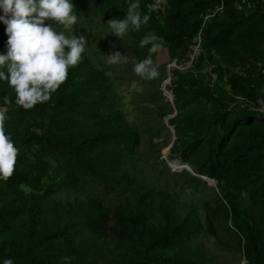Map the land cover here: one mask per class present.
Listing matches in <instances>:
<instances>
[{"label": "trees", "instance_id": "trees-1", "mask_svg": "<svg viewBox=\"0 0 264 264\" xmlns=\"http://www.w3.org/2000/svg\"><path fill=\"white\" fill-rule=\"evenodd\" d=\"M73 3L71 30L52 23L85 34L86 50L51 99L25 109L0 81L5 130L20 149L13 175L0 179V260L264 264V0H141L149 22L121 39L106 24L125 18L128 0ZM149 31L182 67L166 87L173 102L161 90V49L151 54L157 78L133 70L132 58L149 55L139 45ZM7 40L0 21V53ZM113 43L129 62H106ZM136 80L144 90L131 121L119 87ZM173 115L168 160L193 173L173 172L162 155L173 141H156ZM171 183L198 201L183 202Z\"/></svg>", "mask_w": 264, "mask_h": 264}, {"label": "clouds", "instance_id": "clouds-1", "mask_svg": "<svg viewBox=\"0 0 264 264\" xmlns=\"http://www.w3.org/2000/svg\"><path fill=\"white\" fill-rule=\"evenodd\" d=\"M124 19L107 21L111 33L120 39L130 29L139 30L150 20V14L142 12L141 0H128ZM159 7V3L153 5ZM0 21L6 25L8 36L6 52L0 53V81H7L16 93V103L25 109L49 101L52 94L67 80L69 69L76 66L86 50L87 36L69 33L78 22L73 0H0ZM51 21V23H45ZM53 21L65 30H57ZM165 38L155 31L147 32L139 41L147 47L149 55L132 58L133 70L144 79L160 75L151 54L157 53ZM106 62L110 65L127 63L129 57L112 44ZM6 117L0 112V179L11 177L15 171L20 149L5 130ZM0 264H15L13 258L0 260Z\"/></svg>", "mask_w": 264, "mask_h": 264}, {"label": "rangeland", "instance_id": "rangeland-1", "mask_svg": "<svg viewBox=\"0 0 264 264\" xmlns=\"http://www.w3.org/2000/svg\"><path fill=\"white\" fill-rule=\"evenodd\" d=\"M156 61H157V65L169 64V54H168L167 50L161 49L158 56H157ZM171 64H169L168 67ZM180 68H182V67H180ZM167 70H168V68H167ZM143 90H144V85L142 84L141 81H137V80L133 81V82H129V83L123 82V85H120V87H119V92H120L121 96H124L123 100H122L123 109L125 111H127L128 117L131 121H134L136 118L135 117L136 114H135L134 109H133L134 107L132 106L133 95L136 92H141ZM161 90L164 92V94L169 92L166 87H163V84L161 85ZM166 98H168V97H166ZM169 101H171V100L169 99ZM169 119H170V117H167L164 119V122H165L167 128H164L160 138L156 139V141H159L161 143H163L165 140L174 141V136L172 134L173 129L168 124ZM168 148H164V147L162 148L163 158H166L169 156L170 151H168ZM162 168H163V166H162ZM140 175H141V177H143L142 174H140ZM145 179H146V177H145ZM166 180H168V179H166ZM170 187L174 191L179 192L180 197H181L180 200H182L183 202H185V203L195 202L196 203L198 201L197 199L199 197V193L193 194L190 189H185V190L181 191L180 187L177 186V188H175L172 183L170 184ZM210 187H214V186H210ZM63 196L65 197V199L68 197H74V195H68V194H65Z\"/></svg>", "mask_w": 264, "mask_h": 264}, {"label": "water", "instance_id": "water-1", "mask_svg": "<svg viewBox=\"0 0 264 264\" xmlns=\"http://www.w3.org/2000/svg\"><path fill=\"white\" fill-rule=\"evenodd\" d=\"M199 53H200V50L196 51L195 55L198 56ZM173 68H180V67L177 66V61L176 60H174L172 62V64L168 67V79L163 83V87H167L171 83V81H172V69ZM164 96L168 97L167 99L168 100L170 99L171 102H173L174 96H173L172 92H167V93L164 94ZM174 116L175 115L170 116V118H173ZM172 129H173L172 132L174 133V128H172ZM175 140H176V138L174 137V141ZM174 141L172 142V144L168 148V151L171 150ZM163 159L166 160L168 166L172 169L173 172H182L184 170H187V171L193 173L191 167L188 164L184 163L180 158L179 159H175L173 161H169L168 157L163 158ZM177 164L181 165V168L176 166ZM196 176L198 178H202L203 180L207 181L210 186L217 187V182L215 180H212V179L207 178V177L199 176V175H196Z\"/></svg>", "mask_w": 264, "mask_h": 264}, {"label": "built area", "instance_id": "built-area-1", "mask_svg": "<svg viewBox=\"0 0 264 264\" xmlns=\"http://www.w3.org/2000/svg\"><path fill=\"white\" fill-rule=\"evenodd\" d=\"M197 39H198V45L195 46V48H194L195 52L199 50V44H200V41H201L200 36ZM262 109H264V104H263V108Z\"/></svg>", "mask_w": 264, "mask_h": 264}, {"label": "bare ground", "instance_id": "bare-ground-1", "mask_svg": "<svg viewBox=\"0 0 264 264\" xmlns=\"http://www.w3.org/2000/svg\"><path fill=\"white\" fill-rule=\"evenodd\" d=\"M176 166L180 167L181 168V165L177 164Z\"/></svg>", "mask_w": 264, "mask_h": 264}]
</instances>
